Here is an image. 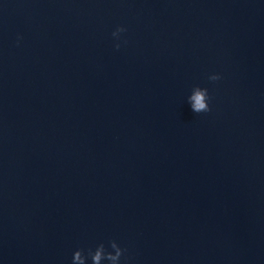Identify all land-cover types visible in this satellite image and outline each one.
Segmentation results:
<instances>
[{
	"label": "water",
	"instance_id": "water-1",
	"mask_svg": "<svg viewBox=\"0 0 264 264\" xmlns=\"http://www.w3.org/2000/svg\"><path fill=\"white\" fill-rule=\"evenodd\" d=\"M109 241L264 264V0H0V264Z\"/></svg>",
	"mask_w": 264,
	"mask_h": 264
},
{
	"label": "clouds",
	"instance_id": "clouds-1",
	"mask_svg": "<svg viewBox=\"0 0 264 264\" xmlns=\"http://www.w3.org/2000/svg\"><path fill=\"white\" fill-rule=\"evenodd\" d=\"M127 29L121 26H117L111 33L114 39H119L120 34L126 32ZM19 39V38H18ZM126 43V41H125ZM120 44L116 43L114 48L119 50ZM209 82H216L221 79L220 75L213 74L208 76ZM211 97L208 95L207 88L194 87L190 96L187 98V103L190 105L192 112L196 115L201 113H208L211 111L209 107V101ZM108 247L111 251L105 248L103 243L98 244L94 250L88 249L85 255L84 250L78 249L72 254L71 264H86V261L90 259L91 264H103L107 261L108 264H120L121 257L126 252V249H122L115 241H109Z\"/></svg>",
	"mask_w": 264,
	"mask_h": 264
}]
</instances>
